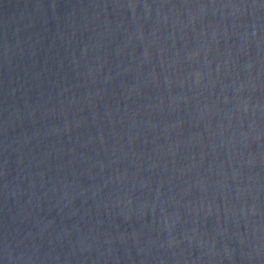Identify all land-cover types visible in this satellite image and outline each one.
<instances>
[{"label":"water","instance_id":"water-1","mask_svg":"<svg viewBox=\"0 0 264 264\" xmlns=\"http://www.w3.org/2000/svg\"><path fill=\"white\" fill-rule=\"evenodd\" d=\"M0 264H264V0H0Z\"/></svg>","mask_w":264,"mask_h":264}]
</instances>
